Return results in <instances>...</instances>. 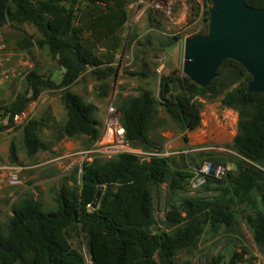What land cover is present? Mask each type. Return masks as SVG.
<instances>
[{
    "label": "trees",
    "instance_id": "trees-1",
    "mask_svg": "<svg viewBox=\"0 0 264 264\" xmlns=\"http://www.w3.org/2000/svg\"><path fill=\"white\" fill-rule=\"evenodd\" d=\"M134 1L0 0V26L8 22L33 25L41 35L39 45L47 46L65 70L60 85L35 72L27 76L32 98L42 89L67 88L62 95L67 122L59 128L57 141L85 136L94 144L99 139L97 107L70 87L89 68L108 66L99 80L115 75L113 66L122 47L128 6ZM247 4L264 8V0H247ZM138 75L147 78V67ZM250 80L239 63L227 60L207 88L174 72L162 77L159 100L151 90L139 88L137 96L122 99L118 107L125 142L154 152L158 148L151 134L164 123L159 119V106L181 130L192 132L201 126L203 101L222 97V105L239 115L233 146L239 158L234 162L236 170L228 171L225 179L207 177V186L218 184L214 198L184 199L167 213V228L155 231L154 188L170 183L174 190L185 189L182 182L192 176L174 174L170 159L162 156L146 159L122 153L110 159L95 158L83 164L80 187L75 186L76 175L74 186L62 184L57 210L45 211L33 195L13 205L8 223L0 225V264H85L71 243L77 231L86 236L92 264H177V255L195 248L208 226L217 233L233 227L240 208L255 242L264 249V95L248 92ZM30 101L31 97L20 95L4 108L10 122ZM50 122L55 124L51 115L24 125L29 157L46 149L41 132L44 127L54 129ZM11 159L16 161L14 147ZM100 187L105 192L99 207L93 209Z\"/></svg>",
    "mask_w": 264,
    "mask_h": 264
},
{
    "label": "rangeland",
    "instance_id": "rangeland-1",
    "mask_svg": "<svg viewBox=\"0 0 264 264\" xmlns=\"http://www.w3.org/2000/svg\"><path fill=\"white\" fill-rule=\"evenodd\" d=\"M208 0H174L170 16L146 7L141 0L128 6L129 19L123 30L122 47L116 57L115 75L108 80H99L107 71V65L89 68L81 76V85L74 84L70 90L97 107L100 136L90 144L85 136L64 138L57 141L59 128L67 122V111L62 102L65 87L42 89L33 97L27 76L35 72L45 81L60 85L63 68L53 58L47 46H40L41 35L31 24L17 25L11 22L0 26V164L18 167V180L11 181L8 173L0 174V225L8 223L12 207L27 195H33L47 212L58 208L57 197L62 184L74 186L73 177L81 186V168L95 158L110 159L122 153H132L141 158L162 156L170 159L172 172L191 175L185 180V189L174 190L170 183L154 188L155 231L165 230L166 215L171 208L179 207L184 199H212L218 195V184L207 183L193 187L191 181L206 162H212L228 171H235L234 162L239 158L234 149V138L238 131L239 115L222 105L221 99L204 102L201 126L192 132L181 130L159 106V119L164 123L152 132L157 144L154 152H145L130 147H119L109 135L115 120L116 127L124 129L118 110L122 99L138 95L139 88L153 92L159 100L161 79L178 72L182 75L184 44L186 39L208 32ZM165 43V44H164ZM170 43V44H167ZM147 67L148 77L138 74ZM103 94H107L104 96ZM20 95L31 97L26 118L10 122L4 108ZM51 115L55 119L54 129L44 127L41 137L46 149L29 157L24 145L23 127L29 120H43ZM49 125V126H50ZM12 147L16 150V161L11 159ZM78 171V172H77ZM236 224L214 232L207 227L195 248L180 252L177 264H230L253 262L264 264V249L254 240L253 232L244 219V211L237 210ZM72 245L92 264L86 236L77 231L71 238Z\"/></svg>",
    "mask_w": 264,
    "mask_h": 264
},
{
    "label": "water",
    "instance_id": "water-1",
    "mask_svg": "<svg viewBox=\"0 0 264 264\" xmlns=\"http://www.w3.org/2000/svg\"><path fill=\"white\" fill-rule=\"evenodd\" d=\"M208 32L186 39L183 74L192 83L207 88L227 60L239 63L251 76L248 92L264 95V8L247 0H211ZM264 125V121H263ZM218 165L210 171L214 175ZM105 192L100 187L92 205L99 207Z\"/></svg>",
    "mask_w": 264,
    "mask_h": 264
},
{
    "label": "built area",
    "instance_id": "built-area-1",
    "mask_svg": "<svg viewBox=\"0 0 264 264\" xmlns=\"http://www.w3.org/2000/svg\"><path fill=\"white\" fill-rule=\"evenodd\" d=\"M141 3L146 4L147 8H150L154 11H157L159 13H161L164 16H170L172 13V9L174 7V0H141ZM23 118H26V114L25 113H21L19 115H16L14 117L15 121H22ZM115 120H111V124L113 126V129H111V132L109 133V135H111L113 137V140H115L117 142V144L119 145V147L124 148V144L125 142V130L122 129V127H114L116 126L114 124ZM214 163L212 162H206L203 167L200 169L199 174L194 177L191 181V185L195 188V187H199L201 185H203L204 183H206V179L207 177H214V178H221L224 174H225V169L221 166H217L214 175L210 174V171L212 169V165ZM21 170V168L18 167H10L7 165H1L0 164V174L1 173H8L9 175V179L11 181H17L18 180V173Z\"/></svg>",
    "mask_w": 264,
    "mask_h": 264
},
{
    "label": "crops",
    "instance_id": "crops-1",
    "mask_svg": "<svg viewBox=\"0 0 264 264\" xmlns=\"http://www.w3.org/2000/svg\"><path fill=\"white\" fill-rule=\"evenodd\" d=\"M64 72H65V70L63 69V74H64ZM76 84H78V85H79V84H80V85L82 84V83H81V78L76 82Z\"/></svg>",
    "mask_w": 264,
    "mask_h": 264
}]
</instances>
